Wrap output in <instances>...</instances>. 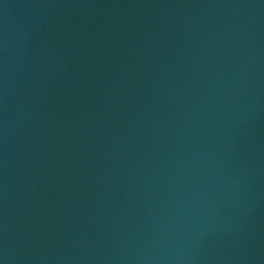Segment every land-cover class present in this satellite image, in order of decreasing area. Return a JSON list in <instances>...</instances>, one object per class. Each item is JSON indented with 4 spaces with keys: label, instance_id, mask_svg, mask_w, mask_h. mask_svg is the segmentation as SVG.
I'll return each instance as SVG.
<instances>
[{
    "label": "water",
    "instance_id": "95a60500",
    "mask_svg": "<svg viewBox=\"0 0 264 264\" xmlns=\"http://www.w3.org/2000/svg\"><path fill=\"white\" fill-rule=\"evenodd\" d=\"M0 264H264V0H0Z\"/></svg>",
    "mask_w": 264,
    "mask_h": 264
}]
</instances>
